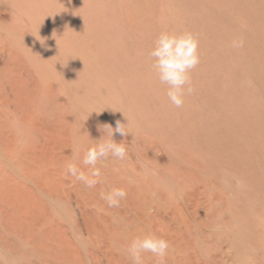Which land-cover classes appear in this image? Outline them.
Instances as JSON below:
<instances>
[{
  "label": "rangeland",
  "instance_id": "1",
  "mask_svg": "<svg viewBox=\"0 0 264 264\" xmlns=\"http://www.w3.org/2000/svg\"><path fill=\"white\" fill-rule=\"evenodd\" d=\"M165 29L199 38L179 108L149 55ZM117 121L126 158L66 175ZM148 233L162 264H264V0H0V264H131Z\"/></svg>",
  "mask_w": 264,
  "mask_h": 264
},
{
  "label": "clouds",
  "instance_id": "2",
  "mask_svg": "<svg viewBox=\"0 0 264 264\" xmlns=\"http://www.w3.org/2000/svg\"><path fill=\"white\" fill-rule=\"evenodd\" d=\"M233 47H241L242 41L233 42ZM58 44V41H57ZM59 45V44H58ZM153 59L152 67L159 81L167 86L166 95L169 101L177 108L184 104L186 94H191V71L200 62L199 38L192 32H175L162 30L156 37L149 53ZM124 123L117 121L115 128L110 124L103 125L105 133L84 152L82 163L87 166V173L81 170L73 161L65 163L66 175L83 182L88 188H93L101 182V168L97 167L103 159L109 155L117 160H124L127 149L122 142L114 139L115 134L126 137ZM127 191L123 187H112L107 192H101L109 207H116L120 201L126 198ZM169 249V241L155 233H148L134 237L128 244L126 252L131 264H142V255L151 253L158 258V264H162L163 258Z\"/></svg>",
  "mask_w": 264,
  "mask_h": 264
}]
</instances>
